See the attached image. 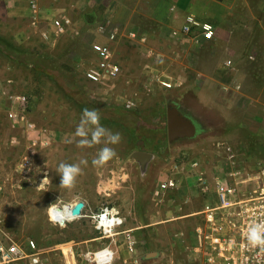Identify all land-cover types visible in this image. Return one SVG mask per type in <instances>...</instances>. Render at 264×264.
Here are the masks:
<instances>
[{"label":"rangeland","instance_id":"374dc122","mask_svg":"<svg viewBox=\"0 0 264 264\" xmlns=\"http://www.w3.org/2000/svg\"><path fill=\"white\" fill-rule=\"evenodd\" d=\"M231 2H235V10L230 15L235 18L232 22L238 28L243 17L237 10L240 2ZM20 6L29 9L28 12L21 16L8 14L9 9L15 11ZM45 8L50 11L46 13ZM114 8L111 0H39L37 23L33 25L29 0H0V229L17 240L34 239L43 249L41 264H66L62 250L68 248L73 250L78 264H96L86 253L97 250L111 239L102 237L88 218L67 225L55 223L49 215L52 206L81 198L95 209L115 206L121 213L129 207L141 210L142 204L149 201L154 208L155 202L150 199L159 181L157 166L160 160L154 159V166L149 168L147 161L142 164L133 155L142 152L150 157L153 153L163 156L162 150L180 147L190 150L189 158L194 159L199 156L193 153L196 145H205L213 134L222 137L227 127L218 114L195 110L193 113L201 125L198 128L205 129L204 133L170 141L166 101H180L176 89H193L189 87L193 81L195 85L206 81L202 75L195 76L194 69L201 71L210 54L224 60V77L227 72L232 81L238 82L240 71L233 56L235 48L242 49L239 41L235 39L234 49H227L224 43L215 42L208 47L200 44L197 58L194 52L190 54L194 47H183L177 63L170 59L165 62L157 59L156 62L153 56L148 57L146 45L147 36L159 31H151L149 20L139 14L123 22L115 19ZM63 14L73 20L69 32L57 34L50 30L48 38L43 36L42 31L49 29L48 19ZM200 17L207 19L206 16ZM212 19L208 18L217 26L222 22L218 16ZM108 21L120 27L112 49L121 72L115 80L95 83L86 77L85 70L97 60L91 44L106 40L98 28ZM221 31L220 25L218 32ZM233 33L236 37V32ZM169 41L156 39L157 45L152 46L169 51ZM229 59L232 60L230 66L227 64ZM161 80L172 82V87L163 86ZM255 82L260 83L261 79H251L250 89ZM13 94L25 96L26 100L15 102L11 97ZM130 100L134 104L127 106ZM86 107L98 109L101 123L122 135L119 144L108 145L117 155L103 166H94L92 160L104 145L80 147V138L74 134ZM12 111H22L24 120L11 118L9 113ZM27 122L34 123V128L28 127ZM219 141V152L214 154L209 149L206 160L218 156L214 162V182L211 181L214 185L217 179H223L225 162L221 154L224 157L228 153L222 148L221 138L216 143ZM218 159L220 161L216 162ZM81 160H86L87 166L81 165L83 173L76 186L72 189L61 186L57 171L59 164L79 163ZM174 209V206L167 207L168 217L175 215L170 212ZM189 222L185 225L175 220L163 223L162 230L166 231L161 236L165 238L159 235L158 225L153 226L155 232L151 234L150 247L145 245L142 248L144 251L159 249L161 237L163 243L167 241L168 253L162 258L167 264H177L178 260L181 261L179 264H192L182 260L185 254L182 257L169 248L177 241L176 233L190 227ZM137 259L138 264H159L153 255L145 260L142 257Z\"/></svg>","mask_w":264,"mask_h":264},{"label":"crops","instance_id":"0c3cea01","mask_svg":"<svg viewBox=\"0 0 264 264\" xmlns=\"http://www.w3.org/2000/svg\"><path fill=\"white\" fill-rule=\"evenodd\" d=\"M111 1L115 7L113 12L115 19L123 22L126 19H131L135 14H139L149 20L151 31H159L147 36L148 43L146 45L149 52L148 57L153 56L152 58L156 62L157 59H160L161 62L170 59L177 63L182 52L180 50L187 46L194 47L195 50H190V54L194 52L195 58H197V50L200 44L208 47L216 43H224L227 49H234L235 39H237L242 47V49L235 48L233 56L240 71L238 82L232 81V77L227 72H225L224 77L223 69L226 66L224 60L214 58L210 54L211 56H207V61L203 64L201 71L199 68L194 69L195 76L202 75L206 81L204 80L200 85H195L193 81L189 86L193 89H176L180 93L178 95L180 101L175 99L166 101V110L172 102H175L182 116L190 119L199 127H201L200 121L196 119L193 111L218 114L223 124L228 127H226L223 136L213 134L207 141L204 140L206 141L205 145L203 143L196 145L193 153H198L199 156H195L194 159L189 158V154L192 153L190 150L180 149V147L177 149L169 147V149L162 150L163 156L151 154L147 160L149 168L154 166V159L159 158L160 160V164L158 163L159 166H157L159 181L151 193L150 199L155 202V207L153 208L149 201L147 204L146 202L142 204L141 210L130 207L122 210V215L125 218L124 225L119 228L117 235L108 239L106 244L100 247L109 245L114 249L116 257L111 264H138V257L145 260L152 255L158 259L159 264H167L162 259L168 253L167 241L166 239L165 243L162 241V238L165 237L161 234L166 231L162 230V224L175 220L181 225H185L187 221H190V227L177 232L175 235L177 241L174 244L171 243L172 247L169 248L170 251L173 248L177 253L179 252L182 257L185 254L182 258L184 262L188 260V263L195 264L198 254L194 250L197 249L198 241L194 229L197 225L205 222L204 214H202L205 206L215 202V185L212 183L214 182L212 178L215 176L214 162L218 156H216L217 158L212 156L213 160L206 162L208 150L212 149L214 154L219 152L220 141L218 143L216 141L220 138L225 148L229 147L227 156L223 157L221 154V158L225 162L222 167V178L231 184L238 185L239 188L255 186L261 176L260 172L264 168V0H239L240 5L237 10L243 17L239 20L238 28L232 22L235 18L230 15L235 10L233 4L236 1L233 3H230V0ZM28 10L20 6L15 11L9 9L8 14L21 16ZM44 11L47 13L50 10L45 8ZM189 13H194L198 17L200 15L206 16L207 19L204 20L216 19L218 16L219 20L222 21L219 24V29L220 25L222 27L221 33L218 32L212 41H195L187 37L180 32V29L185 16ZM233 31L236 32V37ZM156 39H170L171 45L168 46H171V49L168 51V49H162L160 46L158 48L153 47L157 45ZM251 55L254 56L251 57ZM197 63L198 60L195 66L198 65ZM253 78H260L261 82H255L253 89H250V80ZM198 129L197 135L205 131L203 128ZM215 147H217L216 150L213 149ZM225 150L227 152V149ZM219 161L220 159L216 162ZM171 178L176 180V187L163 190L160 187L161 183ZM205 181L209 186L208 191L203 189ZM158 191L159 193H156ZM79 200L84 199L79 198L75 201L78 202ZM84 201L87 208L86 212L96 210L86 200ZM168 206L175 207L173 211H170L175 214L172 217L167 215ZM155 225L160 228L158 231L162 237L159 236L160 247L153 249V251L150 249L144 251L142 247L145 245L150 247L151 234L155 232L152 227ZM127 234L132 235L136 241L134 253L128 250ZM125 255L130 261L125 258Z\"/></svg>","mask_w":264,"mask_h":264},{"label":"built area","instance_id":"2783aa9c","mask_svg":"<svg viewBox=\"0 0 264 264\" xmlns=\"http://www.w3.org/2000/svg\"><path fill=\"white\" fill-rule=\"evenodd\" d=\"M39 0H29L32 24L37 23V9ZM49 29L42 31V35L49 37L50 30L57 34H64L73 26V20L66 14L59 17L48 19ZM110 25L113 27L110 28ZM219 26L217 24L204 20L194 13H189L181 25L180 32L195 41H212L217 33ZM98 32L105 37V41H94L91 44V50L96 55L97 60L92 67L85 70L86 77L95 83H105L109 80H115L121 72V66L114 60L112 44L117 40L120 34V27L113 25L109 21L99 26ZM133 35V33H132ZM252 57V56H251ZM228 66L232 60L227 61ZM11 82V80H8ZM163 86L170 88L172 82L161 80ZM15 102H24L25 96L11 95ZM134 104L128 101L127 106ZM14 120H24L25 114L22 111H12L9 113ZM27 126L34 128V123H28ZM222 148L225 145L222 144ZM229 151V147H226ZM261 176L255 186L249 189H241L236 184H231L227 180L217 179L215 183V202L205 206L204 224L197 225L194 229L198 241V254L195 264H264V251L259 248L247 246L246 232L248 227L254 222L264 221V168L260 172ZM203 183V182H202ZM160 187L163 190L176 187L175 179H168L162 182ZM203 189L208 191L209 186L206 181L203 183ZM156 193H159L156 192ZM76 201L68 202L59 207L68 210L66 219L60 221L53 214L52 210L57 208L54 205L50 208L49 215L55 223L67 225V223L76 221L80 218H88L94 227L101 233L102 237L113 238L118 234L120 227L124 225L125 218L121 211L115 206H101L96 210L86 212V204L82 208L80 215H74L72 209ZM128 250L135 252L136 241L130 234L126 235ZM41 249L36 241L27 238L25 241L17 240L9 232L0 229V264H41ZM66 264H77L74 252L71 248L62 250ZM86 256L96 264L113 263L116 253L109 245L98 248L94 251H88Z\"/></svg>","mask_w":264,"mask_h":264},{"label":"clouds","instance_id":"9594fccd","mask_svg":"<svg viewBox=\"0 0 264 264\" xmlns=\"http://www.w3.org/2000/svg\"><path fill=\"white\" fill-rule=\"evenodd\" d=\"M74 134L80 138L78 141L80 147L104 145L92 160L94 166H103L116 157L115 149L108 145L119 144L122 140L121 133L113 132L101 123V113L95 108L86 107L82 110L81 119ZM81 165L87 166V161L81 160L79 163L61 162L57 169L61 178L60 185L68 189L74 188L78 177L83 173ZM246 243L247 246L264 251V221L254 222L248 227Z\"/></svg>","mask_w":264,"mask_h":264},{"label":"water","instance_id":"95a60500","mask_svg":"<svg viewBox=\"0 0 264 264\" xmlns=\"http://www.w3.org/2000/svg\"><path fill=\"white\" fill-rule=\"evenodd\" d=\"M167 129L170 141L179 140L181 138H193L198 134L199 130L194 122L182 116L175 102H172L167 110ZM133 157L144 164L150 158V154L137 152ZM84 206L85 201L79 200L74 205L72 213L74 215H80Z\"/></svg>","mask_w":264,"mask_h":264},{"label":"bare ground","instance_id":"6f19581e","mask_svg":"<svg viewBox=\"0 0 264 264\" xmlns=\"http://www.w3.org/2000/svg\"><path fill=\"white\" fill-rule=\"evenodd\" d=\"M68 213V210H64L63 208L57 206V208L52 210V214L59 219L60 221L65 220L66 214Z\"/></svg>","mask_w":264,"mask_h":264},{"label":"flooded vegetation","instance_id":"af4514ba","mask_svg":"<svg viewBox=\"0 0 264 264\" xmlns=\"http://www.w3.org/2000/svg\"><path fill=\"white\" fill-rule=\"evenodd\" d=\"M167 132H168V129H167Z\"/></svg>","mask_w":264,"mask_h":264}]
</instances>
